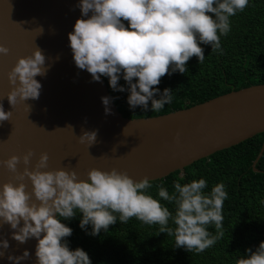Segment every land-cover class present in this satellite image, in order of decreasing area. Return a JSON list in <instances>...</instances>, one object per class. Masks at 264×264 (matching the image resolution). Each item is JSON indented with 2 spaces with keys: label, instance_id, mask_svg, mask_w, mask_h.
<instances>
[{
  "label": "clouds",
  "instance_id": "9594fccd",
  "mask_svg": "<svg viewBox=\"0 0 264 264\" xmlns=\"http://www.w3.org/2000/svg\"><path fill=\"white\" fill-rule=\"evenodd\" d=\"M248 3L249 0H78L75 7L81 18L68 33V46L75 66L86 70L92 81L99 82L103 76L113 91H127L130 109L139 106L145 112H159L173 99L169 88L161 91L154 87L160 78L185 73L186 62L193 56L202 64L205 56L201 44L223 54L220 37L230 31L229 18L243 11ZM8 51L0 44V54ZM45 60L42 50L36 47L30 56L18 58L7 73L12 87L6 98L11 107L18 98L38 99L41 84L35 77L46 75L49 67H45ZM120 79L125 85L118 83ZM111 99L101 97L105 114L111 111ZM2 102L0 122L11 115ZM79 139L90 146L96 140V131H83ZM31 156V150L23 155L25 165ZM20 160L12 155L2 163L16 173ZM47 160V153H42L32 170L26 166L17 173L21 181L29 178L31 192L25 190L23 182L0 185V226L7 224L14 230L10 235L18 243L36 239L35 264H92L86 251L80 247L70 249L66 239L72 229L62 221L77 214L78 226L87 235L96 236L117 220L127 223L135 217L149 226L158 225L159 233L173 237L174 249L196 254L213 246L224 234L222 208L228 194L222 182L205 192L203 177L183 184L174 180L171 192L157 184L154 197L149 192L152 184L148 177L134 180L115 168H92L87 179H79L74 170L42 171ZM161 201L171 205V210ZM259 203L264 205V198ZM210 225L215 234L208 231ZM8 248V240L0 237V250ZM0 257H4L3 251ZM28 258L26 249L21 255H7L12 264H21ZM235 264H264V240L254 250L246 248Z\"/></svg>",
  "mask_w": 264,
  "mask_h": 264
},
{
  "label": "water",
  "instance_id": "95a60500",
  "mask_svg": "<svg viewBox=\"0 0 264 264\" xmlns=\"http://www.w3.org/2000/svg\"><path fill=\"white\" fill-rule=\"evenodd\" d=\"M78 0H0V44L9 49L0 54V100L8 120L0 122V185L23 182L31 192V181L17 179V173L35 166L47 153V167L74 170L79 179H87L92 168L126 172L134 180L161 179L216 151L236 145L264 132V83L252 84L218 95L204 102L169 113L130 118L109 104L105 114L101 97H111L107 84L91 80L86 70L78 69L68 46V33L80 17ZM91 13H89L90 15ZM40 27L43 31L40 33ZM38 47L45 55V76H36L41 84L38 99L17 102L11 107L6 98L11 90L7 73L18 58L30 56ZM71 125V126H68ZM96 131L89 146L81 142L83 131ZM29 150L28 165L22 157ZM261 150L253 162L256 164ZM21 157L17 172L2 163L10 156ZM7 224L0 226V237L9 248L0 250V264H12L7 255L29 258L21 264H35L36 239L21 244L11 238Z\"/></svg>",
  "mask_w": 264,
  "mask_h": 264
},
{
  "label": "trees",
  "instance_id": "16d2710c",
  "mask_svg": "<svg viewBox=\"0 0 264 264\" xmlns=\"http://www.w3.org/2000/svg\"><path fill=\"white\" fill-rule=\"evenodd\" d=\"M230 31L220 37L223 54L211 52L210 45L200 46L204 62L195 56L186 62L185 73L165 74L154 87L172 91V102L159 112L142 111L139 106L130 109L127 91H113L105 80L118 110L130 118L155 116L204 102L229 91L252 84L264 83V0H249L243 11L230 17ZM126 23V22H125ZM120 85L125 81L120 79ZM150 104V102H149ZM264 140L258 133L231 147L201 158L182 170L164 178L151 180L149 192L155 197L156 185L172 191L174 180L181 184L203 177L205 192L222 182L227 199L222 208L223 236L211 247L196 254L183 248H173L174 238L158 232V225L144 224L135 217L127 223L109 225L96 236L85 234L79 225L80 214L62 221L72 229L67 237L70 249L82 248L92 264H235L246 248L255 249L264 240V152L256 164ZM181 175L183 179H181ZM171 210V205L161 201ZM88 231L91 227L88 226ZM208 231L215 234L213 226Z\"/></svg>",
  "mask_w": 264,
  "mask_h": 264
}]
</instances>
